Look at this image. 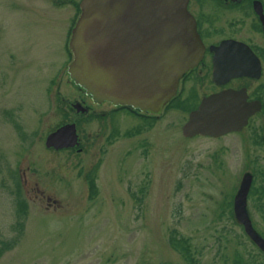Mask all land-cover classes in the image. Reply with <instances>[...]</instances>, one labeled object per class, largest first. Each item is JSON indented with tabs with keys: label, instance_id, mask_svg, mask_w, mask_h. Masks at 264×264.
Instances as JSON below:
<instances>
[{
	"label": "rangeland",
	"instance_id": "rangeland-1",
	"mask_svg": "<svg viewBox=\"0 0 264 264\" xmlns=\"http://www.w3.org/2000/svg\"><path fill=\"white\" fill-rule=\"evenodd\" d=\"M80 1L0 0L1 239L16 234L14 169L28 201L25 232L0 264L233 263L235 237L219 229L218 210L242 176L247 145L239 133L184 136L191 104L125 135L138 114L96 104L68 71ZM83 99L91 111L74 108ZM73 121L84 150L49 148L47 135ZM172 236L188 243L191 260Z\"/></svg>",
	"mask_w": 264,
	"mask_h": 264
},
{
	"label": "water",
	"instance_id": "water-1",
	"mask_svg": "<svg viewBox=\"0 0 264 264\" xmlns=\"http://www.w3.org/2000/svg\"><path fill=\"white\" fill-rule=\"evenodd\" d=\"M188 2L81 0V14L70 39L71 78L95 100L161 113L176 95L181 78L205 54V44ZM239 52L248 57L252 50L233 40L217 46L215 74L223 70L233 75L242 73L244 68L239 62L227 60L226 56L228 53L238 58ZM231 61L234 62L227 67L226 63ZM74 106L86 110L81 103ZM251 113L245 93L224 90L202 99L190 112L182 133L193 137L237 130L247 123ZM79 144L76 122L62 124L46 138V145L56 149ZM251 182L252 174L245 173L236 194L235 213L246 225L247 233L264 249V238L253 228L247 212Z\"/></svg>",
	"mask_w": 264,
	"mask_h": 264
},
{
	"label": "flooded vegetation",
	"instance_id": "flooded-vegetation-1",
	"mask_svg": "<svg viewBox=\"0 0 264 264\" xmlns=\"http://www.w3.org/2000/svg\"><path fill=\"white\" fill-rule=\"evenodd\" d=\"M188 10L195 18L197 31L205 44V54L200 62L181 78L174 99L179 97L183 102H190L189 114L206 96L229 89L245 93L247 103L252 107L247 123L237 130L224 133H239L243 143L247 145V151H243L245 160L241 170L242 176L234 186L233 192L220 200L218 214L222 215L225 222L219 229L227 234L232 233L235 237L233 251L237 249V256L232 259L227 253L225 255L226 259H232L231 264H264V249L247 233L246 225L235 213V198L241 181L245 173H251L247 212L253 228L264 238V0H189ZM226 40L244 43L250 47L252 53H247V57L239 52L238 58L227 53V60L238 61L244 71L233 75L223 70L219 71L217 76V46ZM234 61L226 63L227 67ZM216 76L220 82L215 79ZM198 84H204L202 92L197 89ZM92 99L96 104L109 103L121 110L144 114L128 106L115 105L111 101H98L93 97ZM84 101L83 99L82 103L87 107L86 112L91 111L93 106ZM152 115L155 116V113ZM224 134L198 135L216 137ZM80 147L83 151L82 141Z\"/></svg>",
	"mask_w": 264,
	"mask_h": 264
},
{
	"label": "trees",
	"instance_id": "trees-1",
	"mask_svg": "<svg viewBox=\"0 0 264 264\" xmlns=\"http://www.w3.org/2000/svg\"><path fill=\"white\" fill-rule=\"evenodd\" d=\"M79 5V4H78ZM181 104H189L190 102H183V100H180L179 97L172 100L171 104H169V107H179ZM191 107V106H190ZM188 109L185 110H189ZM133 114H136L135 112H132ZM114 116V115H113ZM139 118L141 119L140 123L136 125L135 127L128 129L125 132V135H135L141 133L145 128L152 126L155 122V119H157V116L154 115H146V114H138ZM13 119V118H12ZM15 122V121H14ZM17 128L21 129L18 123H16ZM119 129L117 126H114L113 134L114 135H119ZM11 175L15 181V195H16V206H17V215L18 219L16 220L14 224V230L16 231V234L14 235L13 238L9 239H1L0 238V256L5 253L7 250L13 248L20 240L22 235L25 232V218L28 213V201L26 197L23 195L22 191V184H21V179L19 176V171L17 169L12 170ZM86 178L89 184V187L91 189V194L90 196L93 197L97 194L98 192V185L96 183V170L92 169L90 172L86 174ZM175 237V238H174ZM173 240V245L177 248L180 249L185 256L187 257L188 260H191L190 253H189V247L188 243L181 238H177L176 236H172L171 240ZM179 241V242H177ZM182 244V246H180ZM180 246V247H179Z\"/></svg>",
	"mask_w": 264,
	"mask_h": 264
}]
</instances>
